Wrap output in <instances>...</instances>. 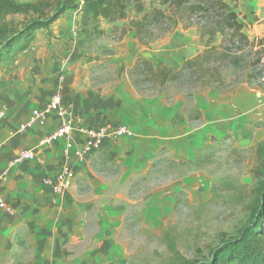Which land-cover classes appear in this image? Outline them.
Masks as SVG:
<instances>
[{
  "label": "rangeland",
  "instance_id": "1",
  "mask_svg": "<svg viewBox=\"0 0 264 264\" xmlns=\"http://www.w3.org/2000/svg\"><path fill=\"white\" fill-rule=\"evenodd\" d=\"M224 1L244 23L243 32L249 42H237L233 47L226 41V49H231L234 56L220 64L224 83L195 93L193 104L203 115L201 121L192 122H188L182 110L185 98L182 94L175 95V85L167 89L172 97L170 101L163 94L141 95L132 86L128 72L138 56L178 69L183 60L202 51L208 37L203 31L217 28L215 18L196 13L190 20L187 13L183 18L179 15L175 28L143 46L131 30L121 34L124 27L129 29V21L134 16L132 9L124 20L111 24L100 20L99 29L103 30L100 35L91 31V27L82 31L77 12L82 44L77 49L81 57L73 64L77 69L83 68L82 77L77 81L80 90L105 92L122 85V93L127 95L125 102H121L124 108L135 100L140 105V97L147 100L161 97L176 110L173 121L176 136L171 139L176 148L175 152L167 146L154 149L152 141L155 139L147 144L144 134L134 136L130 130L108 150L89 157L90 170L83 175L76 171L74 187L64 198L70 200L65 206L78 208V213L82 214L83 229L79 230L73 216L61 213V227L66 229L62 241L67 243L64 257L69 264H81L82 258L83 264L88 261L191 264L204 260L223 234L235 235L247 221L251 190L255 186L250 169L256 165V146L264 142V47L260 42L264 35V0ZM144 3L149 8L156 6L157 0H144ZM51 36L48 30L49 42ZM221 40L222 36L216 33L214 43ZM19 53H15L13 61L0 65L1 80L10 75V80L24 86V92L35 86L47 95L60 86L65 88L63 71L56 73L59 67L55 64L60 62L34 63L35 50L22 54L28 65L39 64L35 74L28 70V75L25 69V73L16 75L24 65L19 62L21 56L16 57ZM256 90L263 102L257 107L254 103L255 112H251L250 97ZM0 102L6 106L7 113L11 102L16 104L14 98ZM230 104L234 105L231 110ZM249 114L256 119L252 120ZM110 117L105 116L97 123L109 121L127 125L113 115ZM15 127L8 130L10 137L18 135L14 134ZM238 127H243L241 131L245 133L238 132ZM184 132L187 134L183 137H187L190 144L197 143L191 158L177 153L181 151L180 139L183 138L178 134ZM53 148L60 151L59 145ZM103 157L112 158L113 162L103 165ZM153 162L156 164L151 166ZM177 199H180L178 206Z\"/></svg>",
  "mask_w": 264,
  "mask_h": 264
},
{
  "label": "crops",
  "instance_id": "2",
  "mask_svg": "<svg viewBox=\"0 0 264 264\" xmlns=\"http://www.w3.org/2000/svg\"><path fill=\"white\" fill-rule=\"evenodd\" d=\"M77 14L76 10L67 11L48 28L37 30L28 48L16 56L17 58L21 56L19 62L24 64L17 73L15 72L16 75H20L25 69L26 72L31 70L33 74L37 71L39 64L28 65L29 63L27 64V60L24 59V55L30 54L31 50L36 52V57L32 56L34 63L52 62L55 64V61L60 62V64H55L59 67L56 73L63 71L64 75L61 76L66 84L65 88L60 86L55 92L50 90L49 96L47 92L40 91L35 86L29 87L27 92H24L26 91L24 86H20L19 81L10 80V75L0 79V101L13 98L16 101V104L11 102L8 113L6 109V117L0 121V199L11 210L7 211L0 206V264H69L67 258L64 257L67 253L65 249L67 243L62 241V238H65L66 229L61 227V213L73 216L76 225L79 224V230L83 229V218H81L82 214L78 213V208L72 209L69 206V209L65 206L70 202L68 198H64L67 192L54 199L41 183L43 176L52 174L56 170L60 159V151H54L57 148L53 146L39 149L33 161L9 166L10 160L19 149L34 148L41 136L56 127V118L51 117L46 126L31 129L21 135L10 137L8 130L25 121L32 109L44 105L52 96L60 95L64 103L75 108L77 116L86 123L95 124L105 116L111 118L110 116L113 115L117 121L126 123L129 131L135 133L134 136L144 134L147 144L155 139L156 141H152L154 147L150 145L151 143L150 147L158 149L161 146H167L173 148L175 152L176 146L173 147L174 143L171 139L176 136L173 123L176 110L166 104L161 97L149 100L140 97V105H137L135 100L131 104H126L124 108L121 102L127 95L122 93V85L105 92H93L94 90L91 89L80 90L77 81L82 77L83 68L77 69V65L75 67L73 64L81 57V54L77 53V49L82 44L80 42L81 33L78 29L79 15ZM48 30L52 33L50 42L49 37L47 38ZM40 45L43 48L37 49L36 47ZM29 72H27L28 75ZM93 93L96 95L93 96ZM250 99L251 112H255L253 104L256 103V107L260 105L263 97L256 90ZM233 107L234 105L230 104L228 108L231 110ZM249 116L252 120L256 119L253 114ZM242 128L238 127L237 131L240 132ZM233 131L235 132L236 129H232ZM241 132L245 133L244 130ZM186 134L187 132L178 135L183 137ZM119 140L107 142L105 150ZM196 149L195 141L190 144L187 137H183L180 139L181 151L178 150L177 153H184V157L191 158L193 156L191 154H194ZM89 162L90 159L87 158L76 169L79 175L90 170ZM83 263L82 258L81 264ZM87 263L104 264L101 261H88Z\"/></svg>",
  "mask_w": 264,
  "mask_h": 264
},
{
  "label": "trees",
  "instance_id": "3",
  "mask_svg": "<svg viewBox=\"0 0 264 264\" xmlns=\"http://www.w3.org/2000/svg\"><path fill=\"white\" fill-rule=\"evenodd\" d=\"M129 9L134 16L129 21V29L124 27L121 34L131 30L143 46L175 28L179 15L183 18L187 13L191 20L196 13H203L216 19L217 28L203 31L208 37L202 51L183 60L178 69L138 56L128 72L132 86L141 95L163 94L170 101L172 97L167 89L175 85V95L182 94L185 98L182 110L188 122L201 121L202 112L194 106L193 97L205 87L224 83L220 64L234 56L231 49H226V41L233 47L237 42H249L243 32L244 23L224 0H157V5L149 8L145 7L144 0H82L80 3L77 0H0V65L13 60L16 52L26 50L37 30L48 28L67 11L76 10L80 14L82 31L91 27V31L100 35L103 33L99 29L100 20L108 24L124 20ZM216 33L222 36L218 44L214 43ZM260 42L264 47V35ZM255 158L256 165L250 169L255 186L251 190L247 221L235 235L223 234L204 260L191 264H264V142L256 146ZM107 161L113 162V159L103 157L101 163L104 165ZM179 203L177 199V206Z\"/></svg>",
  "mask_w": 264,
  "mask_h": 264
},
{
  "label": "built area",
  "instance_id": "4",
  "mask_svg": "<svg viewBox=\"0 0 264 264\" xmlns=\"http://www.w3.org/2000/svg\"><path fill=\"white\" fill-rule=\"evenodd\" d=\"M5 117L6 106L0 103V121ZM51 117L56 118V127L41 136L34 148L19 149L9 166L33 161L39 149L59 145L60 159L56 170L41 180L45 190L55 199L74 187L76 169L84 160L104 150L107 142L127 136L129 129L122 123L109 121L86 123L77 116L75 108L66 105L62 97L56 94L44 105L32 109L29 117L15 127L14 134L21 135L31 129L44 127ZM0 206L11 211L2 199Z\"/></svg>",
  "mask_w": 264,
  "mask_h": 264
}]
</instances>
